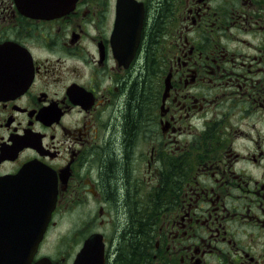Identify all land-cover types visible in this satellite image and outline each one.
I'll list each match as a JSON object with an SVG mask.
<instances>
[{"label": "flooded vegetation", "instance_id": "flooded-vegetation-1", "mask_svg": "<svg viewBox=\"0 0 264 264\" xmlns=\"http://www.w3.org/2000/svg\"><path fill=\"white\" fill-rule=\"evenodd\" d=\"M44 4L0 0V264L27 263L31 236L28 264H122L131 232L145 236L137 264H264V0L20 9ZM31 163L54 179L43 235L30 186L1 183Z\"/></svg>", "mask_w": 264, "mask_h": 264}, {"label": "trees", "instance_id": "trees-1", "mask_svg": "<svg viewBox=\"0 0 264 264\" xmlns=\"http://www.w3.org/2000/svg\"><path fill=\"white\" fill-rule=\"evenodd\" d=\"M160 26V23H158L156 29H158ZM146 60V71L149 74L150 71V60L152 59L151 53L147 55ZM146 74V77H149V75ZM146 80L144 79L142 89H140L139 86L135 87L129 98V113L125 120L126 126H125V134L128 139L131 138L134 128L137 125L138 121L142 117V112L144 111L145 107L149 104L150 99L147 97V95H150V91L147 89V86L145 84ZM107 168V167H106ZM108 175L110 177V180L112 183H116L119 186L121 185V166L118 162H116L114 159L111 161V163L108 165ZM143 238L145 237L142 235ZM141 235H138L136 232H131L130 237L127 238V247L125 249H122L121 254V263L122 264H137L138 258H139V252L141 249V245L139 244V237H142Z\"/></svg>", "mask_w": 264, "mask_h": 264}, {"label": "water", "instance_id": "water-1", "mask_svg": "<svg viewBox=\"0 0 264 264\" xmlns=\"http://www.w3.org/2000/svg\"><path fill=\"white\" fill-rule=\"evenodd\" d=\"M24 10L26 12L31 11L34 13L35 16H52L57 14H62L67 12L69 9L63 8V7H53L49 4H44L39 7H25ZM43 170L30 166L27 167L20 175L27 176V184L31 187V192H38L41 194V196L32 197L31 201H37L38 205L32 204V210L36 208V212L31 213V217H38L39 219V226L41 228V231L43 232L46 229V226L48 224L51 212L54 208V202H55V194L53 189V184L49 180H43ZM11 183H20L18 180H13ZM33 222V220H32ZM34 225V222L32 223ZM38 241V240H37ZM37 241L35 242V245L26 248V250H30L31 256L33 255V252L36 250Z\"/></svg>", "mask_w": 264, "mask_h": 264}, {"label": "rangeland", "instance_id": "rangeland-1", "mask_svg": "<svg viewBox=\"0 0 264 264\" xmlns=\"http://www.w3.org/2000/svg\"><path fill=\"white\" fill-rule=\"evenodd\" d=\"M51 238L50 241L52 242L54 240V232L50 234Z\"/></svg>", "mask_w": 264, "mask_h": 264}]
</instances>
